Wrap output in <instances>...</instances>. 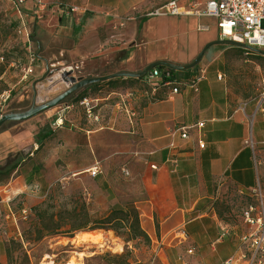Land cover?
<instances>
[{
    "label": "crops",
    "instance_id": "obj_1",
    "mask_svg": "<svg viewBox=\"0 0 264 264\" xmlns=\"http://www.w3.org/2000/svg\"><path fill=\"white\" fill-rule=\"evenodd\" d=\"M171 1L28 0L20 7L3 3L33 24L37 63L31 70L34 80H40L48 69L66 67H73L77 77L96 78L139 74L158 63L193 64L206 46L220 40L217 20L152 16ZM177 1L203 8L209 0ZM39 5L47 10L40 11ZM67 7L78 12H64ZM195 68L176 71V79L186 81L178 94L161 89L154 99L142 78H120L89 89L87 98L103 107L96 124L108 128L80 131L91 143L100 133L117 134L125 147L137 144L146 150L143 230L157 243L174 244L182 262L224 264L236 255L246 231L241 213L253 202L251 189L258 184L264 188V96L254 103L234 102L217 82L222 75L217 81L208 78L207 67L200 68L207 69L205 79L193 86L200 70ZM89 91L97 94L92 97ZM73 107L63 104L57 113ZM61 118L65 123L62 115L54 120ZM198 123L204 128L193 129L188 142L181 140L177 131ZM1 140L13 141L11 135ZM175 157L179 168L174 173L168 161ZM230 189L236 200L227 196ZM190 249L193 256L186 254Z\"/></svg>",
    "mask_w": 264,
    "mask_h": 264
},
{
    "label": "rangeland",
    "instance_id": "obj_2",
    "mask_svg": "<svg viewBox=\"0 0 264 264\" xmlns=\"http://www.w3.org/2000/svg\"><path fill=\"white\" fill-rule=\"evenodd\" d=\"M20 15L0 2V69L4 66L0 75V117L29 110L39 80H34L31 70L37 63V59L31 61V56L37 55L33 24ZM206 67L208 78L217 81V75H222L217 82L234 102L254 103L264 96V52L246 55L240 46L216 44L195 69ZM84 90L64 103L74 106L70 111L57 113L60 105L27 122L8 123L0 132V139L11 135L13 140H1L0 166L10 154L21 152L25 156L10 179L0 183V264H10L8 252L13 258L11 264H43L47 254L54 264H180L182 257L174 244L157 243L145 229V237H134L131 217L123 223V236L97 230L90 235L74 232L39 238L44 213L47 217L57 216L85 205L95 222L117 206L137 209L142 219L147 206V151L137 144L125 147L117 134L100 133L91 143L80 128L108 125L89 123L83 107L75 102L86 93ZM90 93L92 97V93L97 94ZM98 105L96 111L103 108ZM59 115L66 117L63 127L54 120ZM95 166L101 175L93 178L89 171ZM227 196L236 200L231 189ZM23 209L29 211L26 220L21 216ZM99 236L103 241L94 242L93 238Z\"/></svg>",
    "mask_w": 264,
    "mask_h": 264
},
{
    "label": "built area",
    "instance_id": "obj_3",
    "mask_svg": "<svg viewBox=\"0 0 264 264\" xmlns=\"http://www.w3.org/2000/svg\"><path fill=\"white\" fill-rule=\"evenodd\" d=\"M28 0H0V2H10L16 7L24 5ZM47 7L39 5L40 11H46ZM78 12L76 8H65L64 12ZM166 14L172 17L187 16H207L217 20L220 39L230 40L238 44L246 55L254 52H264V0H209L203 8L196 3L180 5L177 0L169 2L164 8L156 11L152 16ZM32 62L37 59L36 55H32ZM207 69H200L198 77L192 80V85L198 84L205 79ZM221 79V76H219ZM147 93L153 99L161 89H171L172 94H178L179 89L186 83L178 82L173 75L167 71H160L156 68L151 70L144 78H142ZM132 94H130L131 98ZM83 107L85 116L90 123L100 122L95 103L86 98L79 103ZM264 114V110L262 111ZM58 127L64 126V120L61 118L57 121ZM204 123H198L193 127L180 128L177 133L181 140L188 142L190 133L193 129H203ZM201 149L204 145L199 144ZM172 167V172H177L179 168V160L175 157L168 161ZM153 169H155L153 167ZM91 177L96 178L101 174V170L95 166L89 171ZM37 188H34L35 192ZM253 202L250 203L241 213V226L246 228L242 233L239 241V247L236 255L227 260L224 264H264V188L258 184L250 191ZM22 219H27L29 211L23 209L21 211ZM188 256H193L192 249L187 250ZM43 264H54L53 261H44ZM182 264H191L182 262Z\"/></svg>",
    "mask_w": 264,
    "mask_h": 264
},
{
    "label": "trees",
    "instance_id": "obj_4",
    "mask_svg": "<svg viewBox=\"0 0 264 264\" xmlns=\"http://www.w3.org/2000/svg\"><path fill=\"white\" fill-rule=\"evenodd\" d=\"M156 69L163 71H169L174 79L176 71L170 68H165L164 66H158ZM4 73V66L1 65L0 75ZM198 74L194 76L192 80H195ZM177 80V79H176ZM184 81V82H183ZM178 80V82L186 83L185 80ZM101 84L92 85L84 90V94L77 97L76 103L82 102L87 98V91L93 89ZM25 161V156L19 152L16 154H10L5 160L4 164L0 166V183L10 179L14 172H16L23 162ZM41 216L40 218V228H38L39 238L45 236H55V235H68L74 232H93L97 230L114 231L118 236H123L121 231L124 228V221L131 217L134 221L133 231L134 237L140 238L145 237L146 232L141 226V219L137 209H121L114 207L109 215L100 219L99 221L93 222L89 212L85 205H82L80 210L74 209L70 212L60 213L57 216L47 217ZM8 260L11 264L13 258L11 253L8 252Z\"/></svg>",
    "mask_w": 264,
    "mask_h": 264
},
{
    "label": "water",
    "instance_id": "obj_5",
    "mask_svg": "<svg viewBox=\"0 0 264 264\" xmlns=\"http://www.w3.org/2000/svg\"><path fill=\"white\" fill-rule=\"evenodd\" d=\"M215 44H228L239 46L230 40H219ZM210 45L206 46L197 60L188 66L178 67L166 63H158L149 67L146 71L139 74L117 73L105 77L82 78L77 77L73 67L62 69L47 70V73L42 79L35 82L36 94L32 107L21 113L5 114L0 117V132L11 122H27L35 117L44 114L58 106L66 103L67 99L75 95L78 91L86 89L92 85L103 84L120 78L141 79L158 66H165L175 71L189 70L195 68L202 60L204 54L209 49Z\"/></svg>",
    "mask_w": 264,
    "mask_h": 264
},
{
    "label": "bare ground",
    "instance_id": "obj_6",
    "mask_svg": "<svg viewBox=\"0 0 264 264\" xmlns=\"http://www.w3.org/2000/svg\"><path fill=\"white\" fill-rule=\"evenodd\" d=\"M93 241L96 243H101L103 241V237L99 236V237H94ZM52 259V256L50 254L46 255L45 261Z\"/></svg>",
    "mask_w": 264,
    "mask_h": 264
}]
</instances>
